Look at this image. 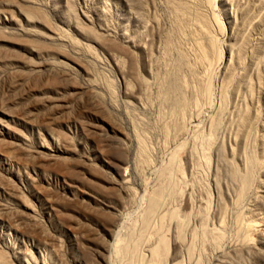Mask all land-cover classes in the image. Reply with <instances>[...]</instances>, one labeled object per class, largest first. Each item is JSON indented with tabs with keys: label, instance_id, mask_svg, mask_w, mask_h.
I'll return each instance as SVG.
<instances>
[{
	"label": "rangeland",
	"instance_id": "374dc122",
	"mask_svg": "<svg viewBox=\"0 0 264 264\" xmlns=\"http://www.w3.org/2000/svg\"><path fill=\"white\" fill-rule=\"evenodd\" d=\"M263 231L264 0H0V264L141 239L149 264L160 235L169 264H264L239 249Z\"/></svg>",
	"mask_w": 264,
	"mask_h": 264
},
{
	"label": "bare ground",
	"instance_id": "6f19581e",
	"mask_svg": "<svg viewBox=\"0 0 264 264\" xmlns=\"http://www.w3.org/2000/svg\"><path fill=\"white\" fill-rule=\"evenodd\" d=\"M201 87H202V85H201ZM204 91V90H203ZM205 91H207V89H205ZM205 93V92H204ZM182 103V102H181ZM183 104V103H182ZM184 105V104H183ZM182 110V109H181ZM177 125V124H176ZM180 125V124H179ZM177 128H179L178 126H177ZM181 128V130H182V128L183 127H180ZM179 131L178 132H180V129H178ZM183 132V131H182ZM186 132V131H185ZM184 135V134H183ZM207 144H208V142H207ZM202 145V144H201ZM194 154V151H193V146H190V147H188V149H187V156L188 157H192V156H194L193 155ZM220 157V156H219ZM222 157V156H221ZM169 164H171L170 165V167H169V169L168 170H166V171H164L165 173L163 174V180H162V183L160 182V184L154 189V191L148 196L149 197V205H148V208H147V210H146V213H143V215H145L146 214V216H145V222H144V220H143V222H144V224H143V228H144V226L146 225H148V222L150 221L149 220V218H150V216L152 215V214H154V212L156 211V210H158V208H159V206H160V204H162L161 202H162V200H164L162 197L163 196H166V197H169V199H170V201L172 200V199H176V198H178L179 196H180V191H182V187H181V189L179 188L180 186H181V184H180V181L177 179V183L174 181V179H175V177H174V179H173V176L171 175V173H172V171H173V169L175 168V170H177V171H175V172H178L179 174H181L182 173V168H181V165H179V163H177V161H176V157L175 156H173L172 155V161L169 163ZM61 166V165H60ZM59 166V167H60ZM230 168V167H229ZM165 170V169H164ZM68 172H71V171H68ZM71 174V173H70ZM69 177H72V176H70L69 174H67ZM72 175V174H71ZM74 176V175H73ZM72 178H75V177H72ZM219 179V178H218ZM178 181H179V184H180V186L178 187ZM180 190V191H179ZM168 199V198H167ZM167 201V200H166ZM189 201V200H188ZM188 201L186 200V203L188 204ZM168 202V201H167ZM186 204V205H187ZM162 206H163V204H162ZM177 207V206H176ZM173 208V207H172ZM160 209V208H159ZM162 210H163V208H162ZM168 212H170V216H169V218H171V219H174L175 220V230H176V233H177V238H178V240L176 239V241H177V243H176V245L177 244H179L180 242H181V240H182V238L181 237H184V236H182L181 235V232H182V229H184V227H183V224L185 223V220L183 221V219L184 218H179L178 217V215H179V212L177 211V208H175L174 207V209H172L171 211H168ZM167 212V213H168ZM184 214H186V213H184ZM168 215V214H167ZM100 216V215H99ZM164 216V215H163ZM143 217V216H142ZM166 217V216H165ZM168 218V217H167ZM106 219V218H105ZM151 219V218H150ZM163 219H165V218H162V220ZM182 219V220H181ZM240 219V218H239ZM142 220V219H141ZM161 220V221H162ZM168 220V219H167ZM110 222V221H109ZM142 222V223H143ZM168 223V222H167ZM114 224V219H111V222H110V224H109V226L106 228V230L107 231H109V230H111V228H112V225ZM164 224V223H163ZM160 225V224H159ZM165 225V224H164ZM252 225V224H251ZM256 225V224H255ZM146 226H145V228L144 229H146ZM149 226V225H148ZM185 226V225H184ZM253 227V226H252ZM163 228V227H162ZM206 229V228H205ZM133 230V229H132ZM136 230V229H135ZM140 230V229H139ZM204 230V229H203ZM210 230V229H209ZM134 231V230H133ZM132 231V232H133ZM141 231H142V229H141ZM207 231H208V229H207ZM255 231V230H254ZM129 232V231H128ZM206 232V231H205ZM264 232V231H263ZM139 233H141V232H139ZM157 233V232H156ZM208 233V232H207ZM211 233V232H210ZM129 234V233H128ZM218 234V233H217ZM262 234V233H261ZM214 235V234H213ZM249 235V234H248ZM263 235V234H262ZM261 236V235H260ZM264 236V235H263ZM122 237V236H121ZM141 237H142V235H141ZM248 237H250V236H248ZM129 238V237H128ZM220 238V237H219ZM89 239V238H88ZM95 239H96V237H95ZM99 239V238H98ZM98 239L97 240H95V241H98ZM116 239H120V238H117L116 237ZM124 239V238H123ZM139 239V238H138ZM158 243L156 242V246L154 245H150L149 246V249L147 250V251H149V253H150V260H149V264H169L168 263V259H167V255H169V254H167V247H168V241H167V238H165V236H161L160 235V237H158ZM221 239V238H220ZM263 239V238H262ZM92 241H93V239H91ZM90 240V241H91ZM122 240V239H121ZM121 240H119V241H121ZM126 240V239H125ZM128 240V239H127ZM142 240V239H141ZM141 240L139 241V242H141ZM144 240V239H143ZM210 240V239H209ZM216 240V239H215ZM130 241V240H129ZM137 241V240H136ZM134 242L133 244L130 242L129 244L126 242H124V241H121V243L122 242H124V243H122V244H120V242H119V244L117 245V249L123 254V257L125 258V256H126V258H127V256H129L130 257V259H129V257L127 258V259H129L128 261L129 262H127V263H129V264H131V261H132V263H133V258H134V256H135V253L137 252L136 251V249H138V247H139V245H138V247H137V243H138V241L137 242ZM117 243H118V241H116ZM133 242V241H132ZM148 242V241H147ZM182 242H183V240H182ZM214 242V241H213ZM246 242V241H245ZM142 243V242H141ZM186 243V242H185ZM216 243V242H215ZM170 244V243H169ZM258 244V243H257ZM115 245H116V243H115ZM259 245V244H258ZM256 245L254 242H253V239L251 240V239H248V242L246 243V245L245 246H243L242 248H239V249H243V251H247V252H250L251 254H252V256L256 259V260H258V261H264V250H263V248H261L260 246L261 245ZM99 246H101V248H102V250L100 251V254H101V257H102V260L105 262V264L107 263V257L104 255V250H105V245H103L101 242H99ZM181 246V245H180ZM147 247V246H146ZM176 247V246H175ZM190 247V246H189ZM114 248V247H113ZM115 248V249H116ZM116 249V250H117ZM88 250V249H87ZM191 250V249H190ZM189 250V251H190ZM215 250V249H214ZM189 251H187V252H189ZM217 252V251H216ZM237 252V251H236ZM242 252V251H241ZM120 253V254H121ZM176 254V253H175ZM223 254V253H222ZM137 255V254H136ZM138 255H140V254H138ZM140 256H142V255H140ZM139 256V257H140ZM144 256H146V255H144ZM238 256V255H237ZM138 257V258H139ZM143 257V256H142ZM141 257V258H142ZM169 257V256H168ZM136 258H137V256H136ZM246 259V258H245ZM254 259V260H255ZM134 260H136L135 258H134ZM138 260V259H137ZM136 260V261H137ZM204 260V259H203ZM226 260V259H225ZM237 260V259H236ZM136 261H134V262H136ZM230 261V260H229ZM142 262V261H141ZM146 262V261H145ZM243 262V261H242ZM173 264H179V262L176 260V261H174V262H172ZM146 264V263H145ZM198 264V263H197ZM237 264V263H236Z\"/></svg>",
	"mask_w": 264,
	"mask_h": 264
}]
</instances>
